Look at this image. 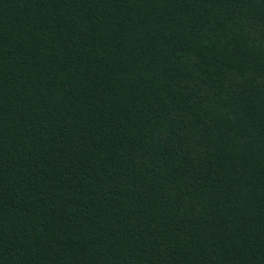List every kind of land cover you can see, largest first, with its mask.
I'll return each instance as SVG.
<instances>
[{"label": "trees", "instance_id": "1", "mask_svg": "<svg viewBox=\"0 0 264 264\" xmlns=\"http://www.w3.org/2000/svg\"><path fill=\"white\" fill-rule=\"evenodd\" d=\"M0 264H264V0H0Z\"/></svg>", "mask_w": 264, "mask_h": 264}]
</instances>
